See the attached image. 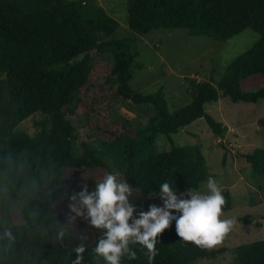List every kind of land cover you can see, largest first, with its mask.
<instances>
[{"label":"trees","instance_id":"16d2710c","mask_svg":"<svg viewBox=\"0 0 264 264\" xmlns=\"http://www.w3.org/2000/svg\"><path fill=\"white\" fill-rule=\"evenodd\" d=\"M127 24L139 35L185 29L223 42L252 29L261 40L228 66L218 88L212 81L197 82L192 102L171 113L160 89L143 94L130 88L134 69L142 67L135 64L127 41L109 40L119 24L97 0H0V179L24 220L9 228L0 221V237L5 230L14 236L12 242L0 239V264H73L77 254L68 251L66 242L78 229L58 204L69 188L76 191L88 182L78 180L83 171L119 172L142 198L159 195L165 181L177 193L199 190L210 176L206 158L198 145L175 146L172 135L204 118L216 136L224 137L228 128L206 112L207 104L220 97L264 100V90H240L241 81L264 75V0H127ZM125 102L150 104L156 114L141 130L129 121L112 124L111 116ZM79 105L100 135L97 147H86L84 155L74 157L75 129L67 116ZM37 113L44 116L41 132L14 133ZM160 134L172 144L170 152H154ZM245 158L264 176V149ZM223 194L228 211L232 194ZM61 229L63 240L58 238ZM159 239L152 264H194L225 252L181 241L175 222ZM96 242L85 252L83 264H104L91 252ZM134 250L137 258H125L122 264H149L145 250ZM233 252L234 264H264V240Z\"/></svg>","mask_w":264,"mask_h":264},{"label":"rangeland","instance_id":"374dc122","mask_svg":"<svg viewBox=\"0 0 264 264\" xmlns=\"http://www.w3.org/2000/svg\"><path fill=\"white\" fill-rule=\"evenodd\" d=\"M97 1L119 24L109 40L127 41L129 51L136 56L135 64L142 67L134 69L135 75L130 81V88L134 92L143 94L160 89L171 113L192 102L191 91L197 82L212 81V84L218 88L228 66L261 40V36L252 29H247L225 42L209 36H192L185 29H159L139 35L128 27L127 0ZM240 90L247 93L264 90V75L251 76L241 81ZM205 109L217 122L223 123L228 128L224 137L216 136L203 118L172 135V138L175 146H200L206 158L208 174L217 180L223 191H230L232 194L233 205L226 213L228 217H235L237 224L223 244L214 248L225 249V252L212 259H199L194 264H234L236 259L234 248L264 240V176L257 174L245 158L257 149H264V100L258 103H245L234 102L229 97H220L217 102L207 104ZM85 111L84 106L79 105L74 114L67 116L75 129L74 157L84 155L86 147H97L95 142L100 135L98 131L97 136L94 134L90 126V118ZM106 113L108 114L107 111ZM155 114L156 111L150 104L125 102L114 111L111 122L115 124L129 121L135 130H141ZM96 118L99 122L102 116L98 115ZM43 121L44 116L37 113L18 125L14 133L33 136L43 130ZM172 148L166 136L161 134L156 136L153 148L155 153L170 152ZM115 161L113 157L112 166ZM116 169L118 168L115 167L113 170ZM107 173L104 169L83 171L78 180H87L85 184L91 192L95 190L96 183ZM206 184L207 181L198 191H206ZM69 189V193L63 196L58 204L59 211L66 216L71 214L68 207L71 203L69 197L79 192L81 186L76 191ZM134 193L130 203L138 205L135 216H138L140 211L147 212L152 204L163 207L160 195L142 198L135 190ZM184 194L177 193L178 196ZM0 205V221L3 227L23 224L22 214L14 204L2 179H0ZM173 215L178 214L173 212ZM75 223L78 230L68 234L66 242L71 254H76L74 249L82 242L81 236L87 237L84 244L88 251L94 246L97 237L103 233L81 218H77ZM74 224H72L73 228ZM97 259L102 260L98 257Z\"/></svg>","mask_w":264,"mask_h":264},{"label":"clouds","instance_id":"9594fccd","mask_svg":"<svg viewBox=\"0 0 264 264\" xmlns=\"http://www.w3.org/2000/svg\"><path fill=\"white\" fill-rule=\"evenodd\" d=\"M119 177V172H109L96 183L94 191L90 192L84 184L79 192L69 197L71 214L67 222L74 224L77 218H81L91 227L103 231L91 252L104 264H122L125 258L135 260L134 246L145 250L149 264H152L159 254V237L173 221L180 240L201 249L222 245L237 224L235 217L227 216L226 197L212 176L207 179L206 191L190 187L183 196H178L177 189L169 182L161 183L159 195L163 207L152 204L147 212L140 211L138 216H134L136 206L130 203L134 190ZM173 212L178 215H173ZM64 237L65 231L61 229L58 238L63 240ZM4 238L14 241L8 230L0 237ZM80 240L82 242L74 249L77 256L73 264H83L87 237L81 236Z\"/></svg>","mask_w":264,"mask_h":264}]
</instances>
